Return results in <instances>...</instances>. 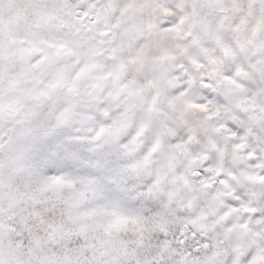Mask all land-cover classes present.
I'll list each match as a JSON object with an SVG mask.
<instances>
[{
  "label": "snow or ice",
  "instance_id": "1",
  "mask_svg": "<svg viewBox=\"0 0 264 264\" xmlns=\"http://www.w3.org/2000/svg\"><path fill=\"white\" fill-rule=\"evenodd\" d=\"M0 264H264V0H0Z\"/></svg>",
  "mask_w": 264,
  "mask_h": 264
}]
</instances>
